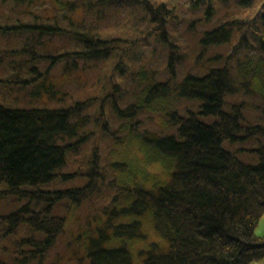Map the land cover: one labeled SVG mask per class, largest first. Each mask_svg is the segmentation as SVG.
Returning a JSON list of instances; mask_svg holds the SVG:
<instances>
[{
    "label": "trees",
    "instance_id": "1",
    "mask_svg": "<svg viewBox=\"0 0 264 264\" xmlns=\"http://www.w3.org/2000/svg\"><path fill=\"white\" fill-rule=\"evenodd\" d=\"M41 2L0 0V82L72 100L0 103V203L15 204L0 211V239L9 240L0 264L57 263L49 255L68 224L59 208L87 202L106 215L85 243L88 264H134L129 245L148 241L143 220L157 239L138 250L142 264L264 259L255 234L264 214V0ZM90 70L93 94L74 99L67 85ZM122 128L126 142L140 140L172 169L116 208L121 193L103 192L100 140L121 142ZM53 183L65 185L46 188Z\"/></svg>",
    "mask_w": 264,
    "mask_h": 264
},
{
    "label": "rangeland",
    "instance_id": "2",
    "mask_svg": "<svg viewBox=\"0 0 264 264\" xmlns=\"http://www.w3.org/2000/svg\"><path fill=\"white\" fill-rule=\"evenodd\" d=\"M49 0H44L42 6L44 9L50 7ZM255 10L245 11L244 14H253ZM7 12V9H4ZM0 37H4L1 36ZM12 45V44H11ZM59 69H57L58 71ZM10 74V73H9ZM8 74V75H9ZM7 72L0 73V79L5 78ZM93 70H90L87 74V78L83 76V82L79 85L68 84L67 89L72 90L74 99L84 98L85 94H93L91 89H88L92 82ZM62 79V78H61ZM59 80V84L62 89V80ZM46 85L51 83L55 84L56 79L49 78L45 80ZM83 86V87H82ZM82 87V88H81ZM63 90V89H62ZM72 99L67 100H53L50 99L49 94L42 86L32 85L27 88L17 87L9 83L0 82V103L8 106L26 108V107H42L51 106L59 107L71 103ZM164 102L155 103L153 106L152 114L154 124H162L164 119L161 116ZM108 111V110H107ZM144 114V113H143ZM120 121L113 119L110 123L113 129H117ZM124 128V127H123ZM117 130V135L121 142H112L109 139L102 138L101 144V158L100 165L102 170L105 171V186L103 185L104 196L109 194H120L119 199L112 205L116 208L126 206L131 202L129 197V191H131L136 185L142 184L144 187L152 188L157 181L168 178V174L172 169V164L162 158L152 159L153 156L149 147L145 146L140 140H133L132 142H126V130ZM123 137V138H122ZM92 146L87 144L79 151L78 159L81 160L86 152ZM153 157H157L154 155ZM240 157L244 160L251 161V156L248 154H241ZM124 162L126 165L122 167H114L115 163ZM81 163L76 162L71 165V168L80 166ZM112 182L111 186H106L107 183ZM65 184L53 183L46 188H56ZM68 185V184H67ZM116 185V187H115ZM107 202V199H103ZM11 204H8V203ZM103 202V201H102ZM10 200L0 203V211L7 210L14 207ZM98 205L90 204L89 202L80 205L79 207H65L59 208L62 214H65L68 219L66 231L59 240L58 245L49 255V258L53 261L57 260L55 264H88V260L84 258V247L88 239L93 236V230L100 226L105 220L106 215L94 214V207ZM126 221L127 219H122ZM144 221V231L147 235L148 241L135 240L131 243L130 249L133 255L134 264H142L141 258L138 256V250L148 246V242L157 239V236L153 233L149 221ZM255 234L257 236H264V214L258 220L255 226ZM11 241V240H10ZM11 243V242H10ZM0 255H5L9 258V253L5 249L9 247V240L4 238L0 239ZM4 258V257H3Z\"/></svg>",
    "mask_w": 264,
    "mask_h": 264
},
{
    "label": "built area",
    "instance_id": "3",
    "mask_svg": "<svg viewBox=\"0 0 264 264\" xmlns=\"http://www.w3.org/2000/svg\"><path fill=\"white\" fill-rule=\"evenodd\" d=\"M253 264H264V259L254 262Z\"/></svg>",
    "mask_w": 264,
    "mask_h": 264
}]
</instances>
